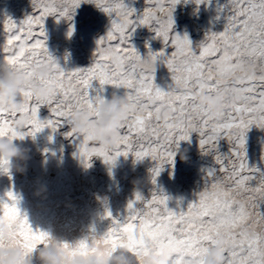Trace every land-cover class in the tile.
<instances>
[{"label":"snow or ice","instance_id":"1","mask_svg":"<svg viewBox=\"0 0 264 264\" xmlns=\"http://www.w3.org/2000/svg\"><path fill=\"white\" fill-rule=\"evenodd\" d=\"M86 2L95 3L109 16L113 13L116 16L106 36L97 41L98 59L88 68L70 72L60 69L48 81H41L42 85L51 83L56 89V94L43 103L34 102L25 91L26 111L30 116L28 127L17 133L7 126L9 114L0 113V136L10 135L20 140L34 137L45 127L55 131L75 108L94 110L102 97L99 93L90 95L93 81H98L101 87H123L129 101L128 119L121 127L116 147L112 151L89 148L93 138L90 132L86 133L79 145L86 166H90L88 161L93 156L102 157L110 164L130 153L136 160L150 157L158 162L151 170L155 184L163 165L173 163V149L180 141H189L193 132L199 133L200 148L206 152L215 149L221 137L227 138L233 148L231 156H216L219 169L207 171L204 190L186 211L170 210L166 196L153 192L151 199L145 200L137 193L127 205V216L123 220L112 219L111 226L97 242L111 246L113 251L127 246L137 254L152 250L159 254L171 249L175 253L172 264H202L208 248L214 246L216 236L222 233L229 243L228 264H264V213L259 210V203L264 202V173L260 174L257 186H250L257 169L248 167L244 151L249 127L264 128V0H229L230 15L224 31L209 33L198 54L187 35L170 37L172 12L180 0H148L152 7H147L135 20L131 18L135 10L125 6L123 0ZM202 2L205 0H196L197 4ZM32 3L38 15L27 17L19 25L11 18L4 20L8 36L0 49L4 62L28 76L34 66L53 59L45 44L44 19L58 15L70 21L81 0H32ZM160 13L164 14L163 19ZM153 23L156 37L162 39L165 47L170 41L174 51L170 55L163 50L149 51L147 58H142L129 44V29L134 31L137 25ZM68 35H72L71 27ZM245 60L254 62L258 70L233 81L234 98L225 105L222 115L217 116L197 104L201 90L215 94L220 82L235 73ZM158 63L166 65L174 82L167 91L154 85ZM42 105L49 107L55 119H39ZM162 109L176 116L165 120L164 131L152 123L154 113ZM134 135L146 140L147 146L140 143L136 150ZM209 145L212 147L208 148ZM6 163L0 161V170L7 172ZM18 202L12 191L7 193V201L0 200V224L14 228L17 242L34 251L36 245L46 243L50 237L46 232L33 230L27 217L21 214ZM137 202L147 210H139ZM105 217L111 218V212L106 210ZM253 218L259 230L245 235L241 226ZM80 246L86 247L87 241H81ZM63 247L68 248L69 243Z\"/></svg>","mask_w":264,"mask_h":264},{"label":"rangeland","instance_id":"2","mask_svg":"<svg viewBox=\"0 0 264 264\" xmlns=\"http://www.w3.org/2000/svg\"><path fill=\"white\" fill-rule=\"evenodd\" d=\"M125 6L134 9L132 19L143 14L148 0H123ZM167 6V5H166ZM32 0H0V49L6 42L8 34L4 31L3 22L11 18L18 25L29 16L38 15ZM161 19L164 14H159ZM230 15L229 0H205L200 4L195 0H180L175 6L173 27L170 37L187 35L194 52L199 53V46L206 42L209 33L223 32ZM116 19L115 13L109 16L95 3L81 0L75 9L72 19L49 15L44 19L46 47L49 54L58 59L65 72L90 67L98 59L97 41L106 36L111 29V22ZM72 28V35L68 32ZM151 26L137 25L131 32L129 44L133 46L142 58L163 50L170 55L174 48L165 47L161 38L156 37ZM38 31V29H36ZM34 41H29V43ZM115 43V42H113ZM4 54L0 50V61ZM127 70V69H126ZM174 84L171 73L163 63H158L155 71V87L167 91ZM259 90V88H258ZM123 94L126 89L112 85L101 87L98 81H93L89 89L90 95L97 93L102 98L110 99L112 92ZM39 119H55L47 105H42L38 113ZM172 114L171 119H175ZM153 125H159L164 131L161 120ZM70 126L67 120L53 131L43 128L35 136H26L16 143L30 149L27 171L25 173H0V200L7 201V193L12 191L18 198V208L25 215L34 231H43L55 235L65 243H73L93 232L102 236L111 226L112 219L123 220L127 216V205L135 199L132 181L151 175L152 169L158 164L150 157L142 160L130 153L127 157L119 156L114 164L106 163L102 157L93 156L86 166L79 154V145L83 137L69 136ZM199 133L193 132L189 141H180V147L189 148V160L182 162L175 157L172 164L165 163L160 174L142 192L145 200L151 199L153 192L168 198L167 206L179 213L186 211L189 204L199 198L204 190L207 171L219 169L216 156H231L233 145L227 138L221 137L217 147L212 151L200 148ZM133 143L136 150L141 140L134 135ZM99 147L91 141L88 145ZM212 146L209 145L208 148ZM245 158L249 168L257 169L250 186H257L258 178L264 173V128L252 125L246 132ZM234 159V158H233ZM227 161H225L226 163ZM217 175L223 176L217 172ZM210 187V186H209ZM44 188L42 196L35 193ZM138 203L139 210L145 211L146 206ZM111 212V218L105 217V211ZM259 210L264 213V202L259 203ZM35 264V262H34Z\"/></svg>","mask_w":264,"mask_h":264},{"label":"clouds","instance_id":"3","mask_svg":"<svg viewBox=\"0 0 264 264\" xmlns=\"http://www.w3.org/2000/svg\"><path fill=\"white\" fill-rule=\"evenodd\" d=\"M60 69L63 68L59 60L53 57L50 63L34 66L28 76L21 69L0 61V113L9 114L11 117L7 123L9 128L19 133L28 127L30 116L26 111L28 101L24 95L25 91L31 94L34 102L47 101L56 94V89L51 83L42 85L40 82L48 81ZM257 70L254 62L245 60L235 73L220 82L215 94L210 95L201 90L196 97L197 104L217 116L222 115L225 105L234 98L233 81ZM159 88L162 89L161 86ZM128 103L126 91L123 94L113 91L111 98H102V102L97 103L94 110L75 108L67 117L70 132L75 137H83L90 132L95 144L112 151L116 147L122 125L128 119ZM155 117L165 123L166 119L172 118V113L162 109L155 113ZM17 140L20 139L10 135L0 136V161L7 162L4 165L7 172L0 170V173L27 171L30 149L16 143ZM173 151L174 159L178 156L182 162H188L189 148L178 146ZM151 182V175L133 180V192L142 195L144 188ZM44 192L45 189L40 188L35 194L42 196ZM257 230L259 227L254 218L241 226L245 235H251ZM49 237L46 243L36 245L34 251H28L17 242L14 228H9L7 223L0 224V264H172V257L175 255L171 249H165L159 254L156 250L137 254L127 246L118 247L113 251L111 246L97 242L101 236L95 232L74 241L68 248L63 247L65 242L61 238L52 234H49ZM81 241H87V246L81 247ZM228 247L225 236L218 234L214 246L208 248L202 264H228Z\"/></svg>","mask_w":264,"mask_h":264}]
</instances>
